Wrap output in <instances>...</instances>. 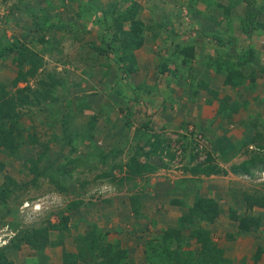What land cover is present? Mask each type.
Here are the masks:
<instances>
[{"label": "crops", "instance_id": "0c3cea01", "mask_svg": "<svg viewBox=\"0 0 264 264\" xmlns=\"http://www.w3.org/2000/svg\"><path fill=\"white\" fill-rule=\"evenodd\" d=\"M163 1L167 2L171 0H159L158 4L162 5ZM187 1L188 5L191 6L189 12L191 11L194 15V22L188 28L179 29V27L172 25L165 27H161L160 25L157 27L156 21L145 23V25L147 24L150 27L147 30H151L150 32L144 31L145 41H152V34L157 33L156 40L152 41L153 47H157L156 51H153V54H151L154 57L151 60V64H154V66H150L149 62L145 60L144 66L140 68V71L143 73L141 78L146 79L145 87H147V90L150 89V92L147 93L150 94L149 98L153 101L155 100L154 104L145 101V107L142 105L138 109L139 105L130 101V105L128 106L132 107L133 114L130 116V125L128 126H124L123 124L122 126L117 121L115 113L106 108L107 111L101 116V118H104L101 119L104 122L99 125L97 123L94 129H99L98 136H101L103 140L109 141L111 138L110 149H115V144L121 140L119 136L122 133L125 139L128 138L126 141L131 148L132 144L136 143L135 139H137V135H139L137 131H140L141 137H147L148 134H158L162 139H165L171 131H180L181 134H186L189 130H196V133L201 132L196 135L203 134L206 138V152L213 157L217 167L226 170L227 173L193 175L188 172V177L183 175L187 177L186 179L180 178L181 175H176L175 179L170 180L163 177L160 183L157 179L153 183L151 180L144 179L146 184L142 183L140 187L135 186V183H131L129 185L130 194L124 193L121 196L115 195V192H110L104 195L107 199L100 201V213H97L98 221L93 223H96L94 226L96 225L101 233L114 229L117 231L124 230L129 234L150 235L147 238L141 236L139 238L137 236L136 239L132 237L120 238L123 240L122 244L127 255L125 260L128 259L127 261L130 264H145V259L148 255L146 246L153 238L152 226L154 224V229L157 232L155 236L156 244L160 238L172 233L171 248L174 254L177 251L180 256L187 255L195 260L197 257L205 254L204 249H207V245L213 244L223 252L225 261L222 264H264V194L259 195V185H249L245 182L243 183L240 179L241 176L248 178L249 175L235 174L231 171L233 166L239 165L240 162L250 156L246 151V145L249 147L255 146L256 142H253L255 134L256 132H262L264 128V0ZM6 2V4H9L11 1L6 0ZM174 2L176 3V0ZM201 2H203L204 6H201ZM233 2H236V4H233L234 6L230 7L227 13L226 8L224 9L223 7H227ZM247 2L253 7V11L257 12V16L255 17L256 26L248 32L243 28L241 18H239V16L243 17ZM56 5L59 9H62V3L56 2ZM207 6L209 9H212L209 13L206 11ZM15 10L17 11L18 9ZM214 11L215 13L212 14ZM162 15L167 14L161 13L160 17H158L160 21L163 20ZM49 22L47 20L48 25ZM49 27L46 33L49 34L51 32L50 39L45 41V44L38 46L33 43L21 42L32 49L36 47L37 50L43 51L46 45L48 47L53 44L52 38L56 34V29L51 28V25ZM173 31L177 35L186 33L187 36H199L198 40L195 39L199 43L195 48L197 52L198 50L209 49V44L204 40L207 36H201L200 31L210 33L208 38L219 36L224 40V45L220 46L221 48L216 49V51L205 52L203 55L199 53L198 58L200 62H198L200 63V69H203L201 70L203 79L200 78L197 84L203 87L206 93H204V90L194 87L195 82L190 73L186 75L192 79V82H190L193 86L192 90L187 91L186 94L184 85L182 86L183 92L178 89L181 79L177 80V78H180V75L181 77L184 76L182 71L184 66L179 67L175 76L166 77L167 83H170V81L173 83L171 89L169 88L165 92L160 89L158 81H161V77L157 76L156 67L159 53H161L159 49L165 46L164 42L168 37L167 34L169 35ZM22 37L26 38L27 34L24 33ZM86 41L93 46L100 45L97 44L98 39L89 38L84 42ZM84 42L80 45L82 52L85 53L77 56L75 60L79 63V66L76 65L77 69L80 70L79 73L81 72L86 75L92 73L91 76L94 78L96 70L104 69L105 72L102 70L101 73H98V76L99 78L104 76L106 80H109L107 82L108 87H104V89L108 91V94L110 93L111 101L116 105L117 100H122L123 96L118 95L112 89V86L116 81L124 83L126 80L117 79L115 65L110 66V64H115V61L109 63L103 59L109 66V69L106 70L102 66L103 60L100 61L98 59L93 61L90 59L87 51H83ZM214 43V46L217 45L219 47V43L215 39ZM0 46H4V41H0ZM86 46L88 47V44ZM228 47V51L231 54L227 60L228 62L230 60L234 66H226L223 60H221L220 66H208L207 63L210 58L220 57V54H223L224 51L226 52ZM249 49H252L258 58L256 60L255 58L251 59L249 63L246 62L238 65L236 58H244ZM137 52V49H135L134 54L138 62ZM197 52H195L196 57L198 55ZM201 55L202 57H200ZM196 57L193 59H196ZM63 63L64 61L62 60L55 63L58 64V67L51 72L56 74L65 72V69L61 68L66 67ZM6 66L8 68L7 64L2 67L0 71L2 72L1 76L5 75ZM217 67H219V72H217ZM232 68L235 71L231 73ZM58 70H62V72L60 73ZM208 71L213 73L209 74ZM227 76H230L231 79L236 78L234 80L236 84L227 82ZM133 77H130L128 82ZM81 78H85V76L82 75ZM165 80L163 83H165ZM3 81L1 80L0 84H8ZM58 83L59 81L52 89L58 86ZM128 84L130 86V83ZM132 89L134 87H131ZM153 90H157V93H153ZM225 98L229 105H235L230 110L226 108V110H229L228 113H231L230 115L218 112ZM123 102V104L118 103V106L126 105L125 101ZM83 106L86 105L84 104ZM63 109L64 104L62 101L55 106L53 104L51 110H43L42 113L45 114L47 119L55 117L51 122L46 121L45 123L48 135L44 136V143L48 142L47 139H51L52 143H55L54 145L59 144L62 146V141L55 139V137L58 138L61 135V140L64 137L61 124L63 115L58 114ZM84 116V119H86V115ZM120 116L124 119L123 113H120ZM80 119L81 116L79 115L73 118L75 121ZM146 124H148L147 127H145ZM122 127H124V130ZM20 128L22 129V127ZM141 137L140 142L142 141ZM167 140L169 142V139ZM167 149H169L168 146ZM130 158L129 162L126 161V165L130 164ZM190 164H195V162L190 161ZM157 169L158 171L153 170L152 172L145 173L154 174L158 172V174H161L163 173L162 170H165L163 164L162 167ZM169 172H173V170H169ZM104 188H108V183ZM253 194L259 198L263 197V199L251 201L249 197ZM197 206L198 210L200 209L201 211L198 212V210L194 209ZM209 208H211L210 211H213L212 219H208L209 216L206 214ZM243 217H253L259 222V225L256 227L251 226L247 231L243 230L240 228V220ZM79 223V225H76L77 229L75 233H65L62 244L59 243L55 246H46L44 248L42 254L43 257H46L44 260L46 264H63L64 251L75 253L79 247L83 246L82 239L88 230H85L86 227L81 224V220ZM120 223H122V227ZM23 251L26 252L27 249L24 248ZM35 256V253L29 255V257ZM23 262H25V258L22 259L20 264ZM78 264L84 263L79 262Z\"/></svg>", "mask_w": 264, "mask_h": 264}, {"label": "rangeland", "instance_id": "374dc122", "mask_svg": "<svg viewBox=\"0 0 264 264\" xmlns=\"http://www.w3.org/2000/svg\"><path fill=\"white\" fill-rule=\"evenodd\" d=\"M10 1L11 2L9 4H6V0H0V41H4V46L11 45L17 42L20 43L21 41L30 44H37L38 46L40 44H45V41L50 39L51 32L47 34L46 32L48 31V29L45 30L43 28L45 30L43 31V29H38V26L42 24L43 26L48 25L47 20L50 21L49 25H51V28H53L54 30L56 29V34L52 38V43H55V45L52 44L48 47L46 45L43 51L37 50L34 46V49L27 46L37 55L36 56L34 54L35 57L33 56V59H40L39 69L33 77L29 78L28 84L32 89L44 90L49 86H41L39 84V80H43L46 83L50 84L51 80L49 78V75H53L59 81V85L54 87L51 92V95H47V98L44 99L41 103L35 105L32 104L21 109V112L24 113L22 114L21 119L18 122H20V126L23 129V134H25V137L24 141L22 140L21 143H19L15 148H13V153H10V149L0 145V185L3 181V173L11 174L17 179L13 180L12 183L11 181H9V186L4 183L0 186V247L3 246L5 243L11 241V238L13 237L15 238V240L19 241L21 236L31 232L34 227L42 228L48 226L50 223H58L64 215H68L69 219L67 222V227L64 228V230L62 231L63 233H75L77 229L76 225L80 224V220L82 221L81 224L86 227L85 230L89 231L92 229V225L96 224L93 222L98 221L97 216L100 213L99 204L100 201H104L105 199H107L104 196L105 194H108L110 192H115V195L121 196L124 193L130 194L131 191L129 190V185L131 183H135V186L140 187L142 183L146 184L145 180H151V182L153 183L155 179H157L160 183V181L163 180V177L165 179L168 178V180H170L175 179L176 175H181L180 178L183 177V179H186L188 177V172L184 170V167L193 164H190L189 162L188 152H184L183 150V144L185 143L182 140L180 141L178 139L179 135L181 134L180 131H171L167 135L166 139H169V149H166L165 154L163 153L161 158L157 160L154 157L152 159H150L151 157H149V161L158 163V168L162 167L163 164L165 170H162V172L164 174H158V172H155L154 174H136L127 168L126 163L129 162V157L135 155L136 148L139 145L143 146L145 150L147 149L145 146L146 140L140 142V138H137L135 139L136 143L134 145L132 144V147L130 148L126 141L128 140V138L125 139L122 133L119 136L121 140L117 142V144H115V149L113 148L114 150H116V155L113 156V153L109 148L111 138L109 139V141L103 140L101 136H98L99 129L90 130L91 134L94 133L92 135L93 139L91 138V141L85 138H80L79 133L82 134L83 137L89 135L86 128L87 124L85 122L87 118L84 119V115H86L87 117V115L89 116L92 113L97 112L99 114V117L97 119V123L99 125L104 122V120H101L104 119L101 118L102 114H105L104 112L107 111L106 108H109L115 113L117 121H119V123H121L122 125L123 119L122 116H120L121 112L117 105L118 103L123 104V101H125V103L127 102L126 105H130V101L126 100V98L123 97L122 100H117L116 105L112 103L110 93L108 94V91L104 89V87H108L107 82H109V80H106L104 76L102 78H99L98 76V73H101L102 70L103 72H105L104 69L96 70L94 78L91 76L92 73H88L87 75L81 72L79 73L80 70L77 69L79 63H77L75 60L77 56H80L82 55V53H85L82 52L80 44H83V42L89 38L98 39L97 44H100L101 40L99 37V32L101 33L102 31H100L101 29H99V27H97L96 25H91L89 20L86 19L81 21L78 19V17H76V1ZM97 1L100 3V5H103L107 9L110 5L109 9H111V4L115 0ZM174 1L175 0L167 2L163 1L164 3L162 5H159V0H117L118 6L114 8V11H116L118 8L124 9L125 7L129 6L131 2H135L139 4L137 17L142 19L144 23H153L156 21L157 27H159L160 25L161 27L172 25L179 27V29L188 28V26L194 22V15L191 13V11L189 12L191 6L188 5L187 0H176V3ZM56 2H58L59 4L62 3V9L58 8ZM201 6H204L203 2H201ZM15 9L18 10L16 11ZM206 11L209 13L210 11H212V9H209L207 6ZM161 13L167 14L161 16L163 19L162 21H160V19L158 18L160 17ZM214 13L215 11L212 12V14ZM44 16H47L46 20H44ZM239 18H242V16H239ZM112 20V18L108 20L112 26L109 31L105 32L107 41L109 39L108 36H110L112 31H114L116 28V24ZM129 25L130 22L125 21L123 23V29H128ZM150 31L147 30V32ZM24 33L27 34L26 38L22 37ZM103 34L104 33L100 35ZM57 35L58 37H56ZM43 36L45 38L41 40L40 38ZM187 37L188 36L186 35V33H183L182 39L185 40L187 39ZM194 37L197 40L199 39V36L197 35H194ZM156 38H153L152 41L156 40ZM204 40L209 44V49L207 48L204 50H198V52L195 49L194 51L198 54L196 59L189 61L187 64H183L182 66L184 67L182 71L184 76L181 77L180 75V78H177V80L181 79L180 83L178 84V89L182 91V86L184 85V88L186 90L185 93L187 91L189 92V90L191 91L193 87L190 83L192 82V79L188 77V75H186L187 73H190V76L193 77L195 82L194 87H198L199 89L204 90V93H206V90L197 84L200 78L203 79L201 71L203 69H200L199 66V53H202L203 55L205 52L207 53L212 50L216 51V49L221 47H218L217 45L214 46L215 43L214 39L212 38L205 37ZM152 41L148 40L147 42L144 40L143 45L137 49V71L133 75L134 77L129 80L130 86L132 88L142 83L146 86L147 81L146 79L141 78L143 73L140 71V68L144 66L145 60L146 62H149L150 66H154V64H151V60L154 59L153 55L151 54H153V51H156L157 47H153ZM86 42H84L85 45L83 51H87L89 57H93L96 55L99 56V54L96 53V50L91 45V43ZM114 43L115 45H117L119 41L116 40ZM86 44H88V47L86 46ZM198 44V42L195 44V48L196 46H198ZM172 46L173 45L169 46L168 51H172ZM163 48L164 47H161V49H159L160 52H162ZM202 55L200 57H202ZM15 57H17V51H8L4 56L0 57V71L3 66H5L6 64L8 65V68L7 66L5 67L6 72L4 76H1L2 72H0V82L1 80L3 81L5 79L3 82L8 83L5 85H7L6 91L9 94H14L17 87L22 88L26 85L25 82L17 83L16 87H13L11 85L10 80L11 78H13L14 73H16L18 70V66L16 65L17 60ZM29 57H31V55ZM44 58L47 60H45ZM114 58L116 59V52H113L110 58H104V60L110 63L111 61H115ZM108 59H111V61ZM60 60L64 61L63 64L66 65L65 68L61 67L62 69H65V72H62V70H58L60 73L62 72V74H56L54 72H51L53 71V69H56V67H58V64L55 63L59 62ZM114 65L117 69L118 66L116 65V63L110 64V66ZM102 66L106 70L109 69L107 63H103ZM28 67L29 65L27 63H24L22 70H26L28 69ZM208 73L211 74L213 72L208 71ZM82 75L85 76V78H81ZM165 79L166 76H162L161 81H159V85L161 87L160 89L163 90V92L173 87V83L171 81L170 83H167ZM164 80L165 83H163ZM118 82L113 86V90H115L117 94L118 92H120L122 95L130 93V90L127 88V85L125 83ZM140 86L142 88V85ZM141 88H136L137 92L140 93L138 109L142 105L145 107L144 99H146V96L149 97L150 95L149 93L147 94L145 92L141 93ZM51 89L52 86L50 88V91ZM62 101L64 104L63 112L65 111V114L75 115L81 112L80 120L75 121L71 118V120L69 119L66 124L68 130L66 131V134L72 136L70 138V142L72 141V144L77 146V150L70 152L69 156L67 157L66 154L68 153V151L71 150L72 147L71 145L66 144V142H64L63 144V140H61V135L58 138L55 137V139L62 141V146H60L59 144L54 145L55 143H52L51 139L48 140L46 138L48 142H45V144L42 145L46 146L47 144L49 146V154L54 159V161L51 158H45L51 160H46L43 163L40 162L41 168H48L41 174L36 175L33 172H27L26 170H24V167L29 161L26 160L31 157L35 158L34 156L35 154H37L36 149H38L37 145L29 143L28 137L34 132L38 135V141L40 143H43L45 141V137L48 135V129L46 128L45 123L46 121L51 122L55 117L47 119L45 114L42 112L43 110H51L53 104L55 106L57 104H60ZM84 104L86 106H83ZM122 128L124 130V127ZM137 132L139 134L137 136L141 137L140 131ZM262 132L264 133V128ZM63 133L64 136L65 130H63ZM199 133L201 132H198L197 134ZM149 136L150 135L148 134V137ZM202 136L205 141L206 138L203 134ZM15 137L16 135L14 132V134H12L11 139H14ZM262 137L263 139L260 140V143L264 145V136ZM142 138L145 139V137ZM137 142H139L140 144L138 145ZM92 143L97 145L98 148L92 146ZM206 145L207 144L205 141L203 143V150H207ZM46 148L47 147H45V151ZM180 149L181 152L177 154L178 150ZM136 155L140 156L141 153L137 152ZM144 159L145 157L143 156H140L139 158L140 161H144ZM52 161L53 166L51 167L49 165ZM200 161L201 159L199 157H197L195 160V162ZM61 166H64L65 171L62 172ZM169 170H173V172H169ZM156 171H158V169H156ZM183 175H186L187 177ZM240 179L243 183L245 182L249 185H259V195L262 193L264 194V171L256 170L252 176H249L248 178H246V176H241ZM191 180H193V178H191ZM107 183L108 188L105 189L104 186H106ZM254 193L256 194V192ZM72 201H80L81 204L76 209L70 210L68 209V205ZM120 225L122 227V223H120ZM154 225L152 226L153 238L151 240H155V236L157 233L154 229ZM56 232L57 230L52 231L53 234H56ZM103 234V242L112 243L115 247H120L121 249H124L122 239H125L126 237H132L133 239H136L137 236L138 238L140 236L145 238H147V236H150L144 234L140 235L137 233L129 234L124 230L117 231L114 229L104 231ZM69 238L72 239L71 237ZM24 248L27 249L26 252L23 251ZM35 251L36 250L33 249L29 244H23L21 248L16 250L17 254H20L22 259H26L27 257H29L30 254L35 253ZM90 253L89 251L86 252V254L84 253V257L88 258L89 256H91ZM70 254L72 255V253ZM21 257L16 258L19 264L22 262ZM126 257L127 255L124 258ZM127 260L123 261L122 264H130ZM94 263L96 262H94L93 259V264ZM145 264H148L147 259H145Z\"/></svg>", "mask_w": 264, "mask_h": 264}, {"label": "trees", "instance_id": "16d2710c", "mask_svg": "<svg viewBox=\"0 0 264 264\" xmlns=\"http://www.w3.org/2000/svg\"><path fill=\"white\" fill-rule=\"evenodd\" d=\"M77 4V11H76V17H78L79 20H89L91 25H96L101 29V33L99 32L100 37V45L99 46H93L96 50V53L99 54L93 57H89L93 61L100 60L102 61L104 58H110L111 54L113 52H116V60L115 63L118 66L116 69L117 71V79L126 80L124 82L127 85V88L130 90V93L126 95H122L120 92H118V95L123 96L128 101H133L136 105L138 104L140 100V96L136 90V88H141L140 85H142L141 93L150 92V89L147 90V87L145 85L140 84L136 85L134 89L131 90L128 83V79L133 76L137 71V58L134 54V50L140 48L145 40V30L150 28L148 25H145L144 21L137 17V11L139 8V4L135 2H131L129 6L125 7L124 9L118 8L116 11H114V8L118 6L117 0H115L111 6L112 8L108 9L105 8L103 5H100V3L97 0H75ZM233 4H236V2L231 3V5H228L226 8V12L228 13L230 7L234 6ZM245 13L243 17L241 18V24L244 29H246V32L249 30H252L254 26H256L255 23V17L257 16V12L254 10L253 7L250 6V4L247 2L245 6ZM47 19V16H44V19ZM113 19L112 21L116 24V28L110 36H108V41L106 37L107 31L110 30L111 24L108 21L109 19ZM125 21H129L130 25L128 29H123V23ZM49 29V25L38 26V29ZM43 29V31H45ZM244 32V30H243ZM104 33L103 35H100ZM201 36L206 35L207 37L210 36V33L200 31ZM157 33L152 34V38H156ZM212 37V36H211ZM45 38L44 36L40 39L43 40ZM216 41H218V45L223 46L224 40L221 39L219 36H213ZM119 41L117 45H115V41ZM195 37L188 35L187 39L183 40L182 35L175 34L173 32H170L166 41L165 46L162 50V52L159 54V62L157 64V76H175L176 73L179 70V67L183 64H187L189 61L193 60V58L196 57L195 55ZM172 46V51L169 50V46ZM229 47L226 49V52L224 51L223 54H220V57L217 58H210L208 60V66L215 65L220 66L221 60L225 61L226 66H234L233 63L228 62L227 59H229V56L231 53H229ZM8 51H17V63L18 70L15 73L16 75L11 80V85L13 87L17 86V83L19 82H25L26 85L22 88L17 87L14 94H9L6 91L5 84L0 85V145L4 146L5 148L10 149V153H13V148H15L19 143L24 141V134L23 129L20 127V122H18L21 119V116L24 112H21V109L32 105V104H38L41 103L44 99L47 98V95H51V92L53 89L50 88L57 84L58 80L53 76L49 75V78L51 80V83L48 84L43 80H39V84L43 87L49 86L48 88L41 90V89H32L30 85L28 84V80L30 77H33L37 70L39 69L40 59L34 58L36 53L32 51L25 43L23 42H17L11 45L1 46L0 47V57L4 56ZM121 51V52H119ZM35 54V55H34ZM125 54V55H123ZM31 55V57H29ZM103 55V56H101ZM37 56V55H36ZM101 56V57H100ZM29 57V58H28ZM104 57V58H102ZM223 57V59H221ZM255 60L258 58L256 54H254L252 49H249L246 52V56L244 58H236V63L244 64L246 62H250L251 59ZM111 61V59H108ZM227 60V61H226ZM128 61V63H127ZM108 62V61H107ZM24 63H27L29 65L28 69L22 70ZM103 63L105 61L103 60ZM119 63V64H117ZM108 65V64H107ZM217 67V72L220 70ZM235 68V67H234ZM232 68L231 73L235 71V69ZM229 78V80H228ZM236 78H232L230 76H227V82H231V84H236L235 81ZM48 82V81H47ZM117 82V81H116ZM114 83V85L116 84ZM159 82V81H158ZM113 85V86H114ZM112 86V87H113ZM118 86V85H117ZM113 89V88H112ZM136 90V92H135ZM116 92V91H115ZM117 93V92H116ZM153 93H157V90H153ZM148 94V93H147ZM148 98V99H147ZM167 99V97H166ZM164 98V100H166ZM145 101L149 103H153L154 101L146 97L144 99ZM127 103V102H126ZM154 104V103H153ZM118 106V105H117ZM235 105H229L227 103V100L225 98L224 102L221 103L219 113L223 114H229L228 111L232 109ZM120 109V112L123 113L124 119H123V125H130V116L133 114L132 107H129L128 105H120L118 106ZM229 109V110H226ZM232 111V110H231ZM81 113V112H80ZM79 114H70L67 115L65 112L61 111L58 112V114L63 115V120H61L62 129L65 130V135L63 137V144L66 142V144L71 145V150L68 151L66 156H69L70 152L76 151L77 146L72 144L73 142H70L71 135L66 134L67 130V121L71 118L73 120L74 116ZM231 114V113H230ZM229 114V115H230ZM98 113L94 112L91 115L87 116V119L85 120L87 124V132L88 136L83 137L82 134H80V138H85L89 141H91V138L93 137L90 133V130H93L96 126L97 119H98ZM228 115V116H229ZM8 123V124H7ZM148 124L145 125L147 127ZM123 129V128H122ZM16 137L14 139H11L12 134H14ZM95 132V131H93ZM191 132V133H190ZM197 131H187L186 134H181L178 138L180 141L182 140L185 144H183V150L184 152H188L189 156V162H195L196 158L198 157V152L196 151V143L194 139L192 138L195 136ZM36 133L33 132V134L29 135L28 140L29 143L35 144L38 146V149H36L37 154H35V158L31 157L28 158L26 161H29L26 163L24 170L30 173L41 174L43 171H46L47 169L41 168L40 162L43 163L46 160H53L54 159L50 156L49 152V146L46 144V146H43V143H40L38 141V135L36 137ZM264 133L262 132H256L255 139L253 142H256L255 146H247L246 145V151L250 154V156L239 163V165L232 167V172L235 174H242V175H249L252 176L256 170L258 171H264V145L260 143V140L263 139ZM87 137V138H86ZM144 137V136H142ZM142 139V141H145L146 150L143 148V146H140L139 142L137 144L139 145L136 148L135 155L131 156L130 164L127 165V168L132 171L133 173H145V172H152L153 170H156L158 168L157 162L149 161L153 157L155 159L161 158L164 151L167 149L168 146V140L162 139L160 135L158 134H152L149 137H145V139ZM139 139L140 137L137 136ZM93 139V138H92ZM189 139V141H188ZM140 140V139H139ZM40 144H38L37 143ZM194 141V142H193ZM245 145V144H244ZM92 146L97 147V145L92 143ZM45 147L46 151H45ZM113 156L116 155V150L113 148L111 149ZM137 152L141 153L140 156L145 157L144 161H140V156H137ZM43 153V154H42ZM145 155V156H144ZM152 155V156H151ZM149 157H151L149 159ZM172 157V155H171ZM45 158H51V159H45ZM53 161L50 163L49 166H53ZM157 163V164H156ZM2 167V166H1ZM62 172L65 171L64 166H61ZM1 169V168H0ZM184 170L193 174V175H210L213 173H227L226 170L220 169L217 167V165L214 163L213 157L206 152L205 158L200 162H195V164L184 167ZM2 173V172H1ZM17 180L14 176L8 173H3V181L1 185L4 183L7 186H9V181ZM0 185V186H1ZM264 196V195H263ZM249 199L252 201L255 199H263L255 196L254 194L249 197ZM81 204L80 201H72L68 205V209H76ZM202 208V206H201ZM195 210H198V206L194 208ZM193 209V210H194ZM211 208H209L208 213V219L213 218V211H210ZM201 211L200 209L198 212ZM196 212V211H194ZM68 215L62 216V218L59 220L58 223H50L46 227L42 228H33L31 232L24 234L20 237V240H15V238H11V241L8 243H5L3 246L0 247V264H19L16 260L17 257H21L20 254H17L16 250L21 248L23 244H29L33 249H35V257H27L28 259H25V262L22 264H46L44 260L46 257H43V250L46 246H55L57 244H62L63 238L65 233L62 231L64 228L67 227L68 222ZM259 225V222L255 220L253 217H243L240 220V228L243 230H249L251 226H257ZM92 229L89 230L86 235L83 237V246L81 248H78L77 252L68 253L67 251H64L63 253V264H78L80 261L84 264H122L125 260L126 252L125 249H121L120 247H115L112 243H106L103 242L104 234L99 231L97 226L94 224L92 225ZM57 230L56 234H53L52 231ZM53 235V238L52 235ZM166 235V234H165ZM172 233L168 234L166 237L163 236L157 241V244L155 243V240H150L147 245V263L148 264H222L223 261H225V258L223 257V252L220 251L215 245L210 244L207 245V249H204V255H201L197 257L195 260L187 255L180 256L179 253L176 251L174 254L172 252ZM208 239V237H206ZM10 243V244H9ZM206 248V247H205ZM90 253L91 256L88 258H85L84 255L86 252ZM94 251V253H93ZM85 253V254H84ZM92 260V261H90ZM184 261V262H183Z\"/></svg>", "mask_w": 264, "mask_h": 264}, {"label": "built area", "instance_id": "2783aa9c", "mask_svg": "<svg viewBox=\"0 0 264 264\" xmlns=\"http://www.w3.org/2000/svg\"><path fill=\"white\" fill-rule=\"evenodd\" d=\"M194 139L196 140L197 144H196V151L199 152V155L198 156L201 160L204 159V151H203V143L205 142L204 141V138L203 136L200 134V135H196L194 137ZM166 151H164V154H165ZM181 152V149L178 150L177 154H179ZM202 155V156H201Z\"/></svg>", "mask_w": 264, "mask_h": 264}, {"label": "clouds", "instance_id": "9594fccd", "mask_svg": "<svg viewBox=\"0 0 264 264\" xmlns=\"http://www.w3.org/2000/svg\"><path fill=\"white\" fill-rule=\"evenodd\" d=\"M195 136H196V135H195ZM195 136H193L192 138L194 139ZM194 141L196 142L195 139H194ZM196 144H197V142H196ZM165 151H166V150H165ZM203 151H204V156H206V151H207V150H203ZM198 156H199V152H198ZM204 158H205V157H204ZM202 160H203V159H202ZM202 160H201V161H202Z\"/></svg>", "mask_w": 264, "mask_h": 264}]
</instances>
